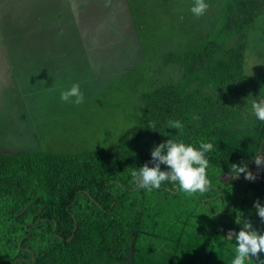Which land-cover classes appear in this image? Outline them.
Segmentation results:
<instances>
[{
    "label": "trees",
    "instance_id": "obj_1",
    "mask_svg": "<svg viewBox=\"0 0 264 264\" xmlns=\"http://www.w3.org/2000/svg\"><path fill=\"white\" fill-rule=\"evenodd\" d=\"M152 2L127 0V12L140 40L144 41L145 62L154 61L158 55L161 64L181 69L180 82L175 84L169 79L166 83H155L152 90H142L143 108L135 118L137 132L112 147L70 154L0 151V264H139L142 249L160 255L162 243L169 244L162 248L164 258L179 253L187 262L192 253L194 264L198 258L201 264H223L222 259L228 253L226 234L229 229L239 231L241 225L235 221L240 216L264 231L253 206L258 199L264 204V165L257 166L251 154L233 158L218 139L223 135H218V129L236 118L241 104L250 106L253 95L264 97V87L258 84L251 89V81L244 73L247 41L228 48L227 53L216 41L207 40L187 49L165 50L169 48L163 41L165 38L175 42L180 40L175 39L179 34L185 36L189 29L179 27L178 35L169 34L171 28L156 31L154 23L147 20L155 22L158 11L167 3L173 7L183 4L181 17L182 13L190 12L194 0H156L151 8ZM207 2L212 6L217 4L218 19L223 22L221 30L225 33L249 30L264 12V0ZM176 8L175 13L179 7ZM119 13L123 15L125 11ZM203 15L189 16V22L190 18H203ZM212 21L215 23L216 18ZM106 30L112 35L107 43L120 46L119 57L124 64L127 54L124 47L132 39L130 31L119 28L118 22L108 23L100 33L105 34ZM68 40L69 44L82 43L80 35L70 36ZM101 40V46L106 45L104 38ZM222 52L227 57L219 60ZM11 65L9 59L8 68ZM144 66L137 69L130 65L133 72L141 71ZM205 71L214 74L211 83L195 84L193 79ZM127 75L131 76V72ZM155 79L156 76L150 81L145 79L142 84L146 86ZM192 84L195 87L189 89ZM211 90L212 94L208 95ZM221 93L227 104L221 101ZM238 99L240 102L234 104ZM176 120L183 124V135L179 136L177 129L171 127V122ZM169 138L192 144L213 143L207 169L211 183L206 192L188 195L170 182L151 191L134 186L131 172L138 171L145 163L151 166V150ZM253 140L259 141L253 148H264L256 135ZM233 164L247 165L255 179L248 180L240 174L239 179L233 180L230 172ZM166 167L161 165L162 170ZM218 211H224L223 218L212 228L211 220ZM189 227L203 235L187 232ZM246 264H256V258ZM260 264H264V255Z\"/></svg>",
    "mask_w": 264,
    "mask_h": 264
},
{
    "label": "rangeland",
    "instance_id": "obj_2",
    "mask_svg": "<svg viewBox=\"0 0 264 264\" xmlns=\"http://www.w3.org/2000/svg\"><path fill=\"white\" fill-rule=\"evenodd\" d=\"M126 1L0 0L1 152L44 151L70 154L83 149L112 147L137 132L135 118L143 108L140 100L142 90H152L155 83H166L169 79L175 84L180 82L183 75L181 69L175 65L161 64L158 55L154 61L145 62V44L132 25ZM154 2L156 0H153L151 8ZM208 4L204 17L190 18V22L189 16L192 14L189 11L179 17L183 4H176L179 9L175 13L173 9H177V6H169L168 3L166 7L160 8L155 22L149 19L147 21L154 23L156 31L171 28L172 32L169 34L174 35L179 34V27L189 29L185 36L179 34L175 39L180 40L175 42L165 38L163 41L169 46L165 50L183 47L187 49L189 45L207 40L216 41L227 53L228 48L247 41L244 57L246 79L251 81L250 88L258 84L264 87V12L249 30L239 34L225 33L221 30L223 22L218 19L217 4ZM120 10L125 13L120 14ZM213 18H216L215 23ZM115 22L119 23L122 30H129L132 36L131 43L124 47L127 52L124 64L118 52L120 46L107 43L112 35L107 30L105 34L100 33L107 28L108 23ZM75 35L82 37V43L69 44L68 38ZM102 38L105 40L104 46H101ZM104 52L114 54L104 57ZM224 56L226 55L222 52L218 59L223 60ZM7 59L13 63L9 68ZM116 62H120L118 66H115ZM130 65L137 69L143 66L145 68L133 72ZM128 71L131 76L127 75ZM202 74L201 77L193 79V82L209 85L214 74L209 71ZM154 76L156 79L153 82L146 86L142 84V81H150ZM182 81L187 83L186 80ZM74 83L80 85L85 96L80 104L60 99L61 92ZM194 87L192 84L189 89ZM207 94H212V90ZM222 95L221 93V101L227 104L228 100ZM240 99L233 103L236 104ZM253 99L254 95L250 102ZM235 117L218 129V135L223 134L218 139L225 147L223 149L229 151L233 158L239 159L251 154L255 159V155L264 148L252 147L259 142L253 140V136L256 135L264 143V122L255 121L250 106L244 107L242 104ZM176 131L179 136L185 133L183 128ZM223 213L224 211H218L215 214L210 223L212 228L223 218ZM256 219L261 221L259 217ZM260 224L264 228V221ZM186 230L203 235L201 231L191 227ZM187 237L186 234L185 239ZM225 241L228 253L222 263L231 264L235 254L234 241ZM164 245L169 244H161L160 255L142 249L139 264L193 262L192 253L188 255L187 262L183 260L185 256H180L179 253L164 258ZM158 256V260L153 259ZM149 259L152 262H146ZM197 264H201L199 258Z\"/></svg>",
    "mask_w": 264,
    "mask_h": 264
},
{
    "label": "clouds",
    "instance_id": "obj_3",
    "mask_svg": "<svg viewBox=\"0 0 264 264\" xmlns=\"http://www.w3.org/2000/svg\"><path fill=\"white\" fill-rule=\"evenodd\" d=\"M209 4L207 0H194L190 7V12L194 17L202 16ZM60 99L64 102L80 104L85 96L79 84H72L70 88L61 92ZM250 112L255 121L264 122V97L254 98L250 102ZM174 129H182L181 121L171 122ZM214 148L213 143L200 141L198 144L186 143L182 139L169 138L156 145L151 150V166L148 163L133 170L131 176L135 187L153 190L159 189L164 182L176 184L180 190L188 195L204 193L210 186V179L207 174L209 166V153ZM167 166L162 170L161 165ZM255 164L264 165V153L255 155ZM230 170L232 179H239L243 174L245 179L254 180L253 173L248 171L247 165L237 166ZM256 215L264 221V204L259 199L253 202ZM241 225L238 232L228 230L226 239L235 245V254L231 264H246V261L256 258V264H260L264 255V231L253 227L250 220L241 219L235 221Z\"/></svg>",
    "mask_w": 264,
    "mask_h": 264
},
{
    "label": "crops",
    "instance_id": "obj_4",
    "mask_svg": "<svg viewBox=\"0 0 264 264\" xmlns=\"http://www.w3.org/2000/svg\"><path fill=\"white\" fill-rule=\"evenodd\" d=\"M192 264H194V263H192Z\"/></svg>",
    "mask_w": 264,
    "mask_h": 264
}]
</instances>
